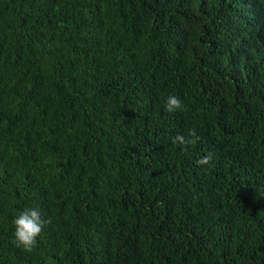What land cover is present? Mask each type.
<instances>
[{"label": "trees", "instance_id": "trees-1", "mask_svg": "<svg viewBox=\"0 0 264 264\" xmlns=\"http://www.w3.org/2000/svg\"><path fill=\"white\" fill-rule=\"evenodd\" d=\"M0 264H264V0H0Z\"/></svg>", "mask_w": 264, "mask_h": 264}, {"label": "clouds", "instance_id": "clouds-1", "mask_svg": "<svg viewBox=\"0 0 264 264\" xmlns=\"http://www.w3.org/2000/svg\"><path fill=\"white\" fill-rule=\"evenodd\" d=\"M164 109L168 113H176L184 110L183 102L175 95H169L164 102ZM173 144L194 145L200 137L197 135L195 128L189 129L187 137L177 134L172 137ZM212 160V155L209 154L197 161L198 165H208ZM15 225V242L18 247H22L25 251L31 252L38 246V237L41 236L44 228L51 224V218H44L39 209L25 208L19 212L13 220Z\"/></svg>", "mask_w": 264, "mask_h": 264}]
</instances>
